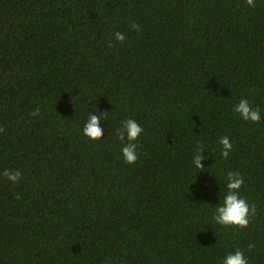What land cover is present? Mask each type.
<instances>
[{"label": "trees", "instance_id": "1", "mask_svg": "<svg viewBox=\"0 0 264 264\" xmlns=\"http://www.w3.org/2000/svg\"><path fill=\"white\" fill-rule=\"evenodd\" d=\"M255 4L0 0V264H223L237 249L264 264ZM240 99L259 107V123L234 111ZM90 114H106L100 140L83 133ZM130 118L143 128L134 164L117 138ZM201 148L203 170L192 163ZM229 171L256 205L244 229L213 219Z\"/></svg>", "mask_w": 264, "mask_h": 264}, {"label": "clouds", "instance_id": "2", "mask_svg": "<svg viewBox=\"0 0 264 264\" xmlns=\"http://www.w3.org/2000/svg\"><path fill=\"white\" fill-rule=\"evenodd\" d=\"M249 7H255V0H245ZM132 29L139 31L140 26L136 23H132ZM117 41L123 42L126 36L122 32L114 33ZM235 112L239 113L242 119L245 121H252L259 123L261 121V114L259 107L253 108L247 99H240L239 103L235 106ZM39 109L33 112V115L38 114ZM106 115V114H105ZM105 115L90 114L87 122L84 125L83 133L91 140H100L103 136L104 129L100 126V121ZM121 127L117 129V138L127 143L122 147V155L126 163L134 164L137 159V144L135 141L139 138L143 132V128L134 120L127 119L121 121ZM2 131V129H0ZM222 145L221 155L227 159L232 149V144L228 137L220 139ZM204 150L197 149L196 154L193 156L192 163L195 168L203 170L204 165L201 163L202 160L206 159L205 156L201 155ZM3 175L12 182H18L21 177V172L18 170L5 169ZM244 184L243 176L235 171H229L227 173V192L223 198V204L215 209L213 219L219 225L224 227L234 226L240 229L247 228L250 223V217L256 215V205L249 204L248 201L240 195V189ZM255 247L254 243H249L248 249L251 250ZM223 264H248V260L244 255V252L237 249L232 253H229L223 259Z\"/></svg>", "mask_w": 264, "mask_h": 264}]
</instances>
